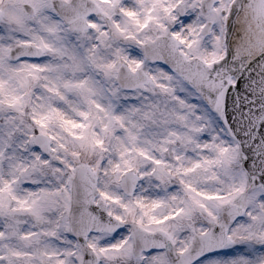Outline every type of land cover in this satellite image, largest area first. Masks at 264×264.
Listing matches in <instances>:
<instances>
[{"label":"snow or ice","instance_id":"obj_1","mask_svg":"<svg viewBox=\"0 0 264 264\" xmlns=\"http://www.w3.org/2000/svg\"><path fill=\"white\" fill-rule=\"evenodd\" d=\"M0 264H264V0H0Z\"/></svg>","mask_w":264,"mask_h":264}]
</instances>
